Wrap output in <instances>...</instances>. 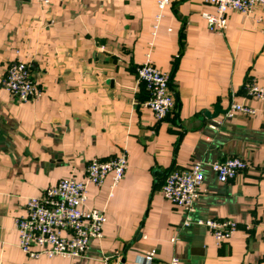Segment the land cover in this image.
I'll return each instance as SVG.
<instances>
[{"label":"crops","instance_id":"1","mask_svg":"<svg viewBox=\"0 0 264 264\" xmlns=\"http://www.w3.org/2000/svg\"><path fill=\"white\" fill-rule=\"evenodd\" d=\"M156 12V0H0V78L17 58L44 90L20 101L0 87V264H144L151 249L157 262L264 264V99L246 89L264 88V3L248 14L228 10L218 32L202 16L213 5L170 0L152 38ZM147 52L169 72L175 98L161 121L136 79ZM234 102L255 114L211 128L224 113L206 111ZM123 150L127 168L112 196L111 174L87 188V207L105 210L102 239L80 259L26 256L14 224L26 198L62 178L80 180L93 157ZM232 156L248 168L219 182L206 167L193 214L237 223L218 244L204 227L184 226V210L160 189L171 170Z\"/></svg>","mask_w":264,"mask_h":264},{"label":"built area","instance_id":"2","mask_svg":"<svg viewBox=\"0 0 264 264\" xmlns=\"http://www.w3.org/2000/svg\"><path fill=\"white\" fill-rule=\"evenodd\" d=\"M47 4L49 0H40ZM215 7L214 13L203 12L208 26L221 32L226 27L228 10L248 14L255 3L264 0H203ZM170 0H156L157 12L154 16L152 38L157 32L162 12ZM150 45L152 43L150 42ZM101 49H104L102 47ZM138 84H143L148 95L144 104L152 111L156 120H163L172 110L175 98L170 88V74L156 67L150 52L136 67ZM2 87L10 97L20 101H32L40 97L43 88L32 78L31 67L19 59L10 61L0 78ZM248 94L258 100L264 99V88L256 83L246 85ZM245 115L255 114V109L243 102H234L223 114L221 119H214L211 128L217 129L224 118L234 113ZM128 155L125 150L110 159L93 157L85 166L82 179L73 177L59 179L55 184L44 188L39 195L29 196L25 201L24 214L14 219L18 234L19 249L31 259L40 257H64L80 259L86 256L93 240H101L102 229L106 221L104 209L87 207L88 185L101 186L108 174H111L108 197L113 194L114 187L124 177L127 168ZM208 167L219 182L234 179L248 168V163L238 156L225 159H215L208 162L193 161L186 169L171 170L165 176L161 186V195L185 212L184 226L191 224L205 227L207 233L216 243L230 238L237 228V223L231 219L199 217L193 219L195 204L205 179V168ZM144 264H179L177 256L168 261L157 262L155 250L151 249L142 256ZM107 264V258L103 260ZM117 264H120L117 257Z\"/></svg>","mask_w":264,"mask_h":264},{"label":"water","instance_id":"3","mask_svg":"<svg viewBox=\"0 0 264 264\" xmlns=\"http://www.w3.org/2000/svg\"><path fill=\"white\" fill-rule=\"evenodd\" d=\"M228 109H229V108L222 110V109L219 108L218 105H216V106L214 107V111H213L212 113L206 111L205 115L208 116L209 118H210V117H215V116L218 115L219 112L225 113ZM202 227H203V226H202ZM203 229L205 230V227H204Z\"/></svg>","mask_w":264,"mask_h":264},{"label":"trees","instance_id":"4","mask_svg":"<svg viewBox=\"0 0 264 264\" xmlns=\"http://www.w3.org/2000/svg\"><path fill=\"white\" fill-rule=\"evenodd\" d=\"M169 84H170V82H169ZM142 85V87L144 88V85L143 84H141ZM145 90V89H144Z\"/></svg>","mask_w":264,"mask_h":264}]
</instances>
